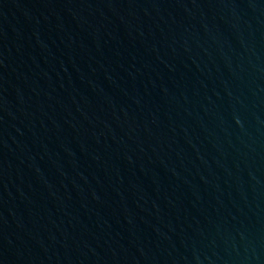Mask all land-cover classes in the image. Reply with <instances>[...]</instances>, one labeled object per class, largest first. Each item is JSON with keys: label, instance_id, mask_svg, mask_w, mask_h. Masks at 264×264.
I'll return each mask as SVG.
<instances>
[{"label": "water", "instance_id": "1", "mask_svg": "<svg viewBox=\"0 0 264 264\" xmlns=\"http://www.w3.org/2000/svg\"><path fill=\"white\" fill-rule=\"evenodd\" d=\"M0 264H264V0H0Z\"/></svg>", "mask_w": 264, "mask_h": 264}]
</instances>
